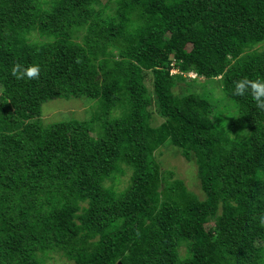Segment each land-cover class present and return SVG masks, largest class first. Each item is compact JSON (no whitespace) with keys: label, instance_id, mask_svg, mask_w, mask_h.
Masks as SVG:
<instances>
[{"label":"trees","instance_id":"trees-1","mask_svg":"<svg viewBox=\"0 0 264 264\" xmlns=\"http://www.w3.org/2000/svg\"><path fill=\"white\" fill-rule=\"evenodd\" d=\"M98 1L0 0V264H264V109L233 94L264 82V0ZM33 64L38 78L11 71ZM189 72L219 80L226 116ZM71 97L103 108L38 118ZM167 143L200 195L161 170Z\"/></svg>","mask_w":264,"mask_h":264},{"label":"rangeland","instance_id":"rangeland-1","mask_svg":"<svg viewBox=\"0 0 264 264\" xmlns=\"http://www.w3.org/2000/svg\"><path fill=\"white\" fill-rule=\"evenodd\" d=\"M44 1V0H43ZM96 8L112 13V2L107 0L98 1ZM106 8V9H105ZM30 38L36 41H42L44 38L38 36L37 33L32 32ZM173 72H177L173 70ZM188 76V80L194 78L197 83L195 87L202 91H210L214 96L215 110L222 117L227 115V109L225 108L226 97H224L221 85L218 79L209 80L201 76H197L193 72L184 73ZM145 83L151 94L152 100L155 99L153 92V79L152 74L147 71ZM184 84H180V87ZM177 89V88H176ZM103 108V101L101 99L71 97V98H55L47 100L41 105V114L38 118L45 123L66 120L70 118L85 119L91 114L99 112ZM151 110V124L153 126L159 125L165 118L161 116L156 104L153 102L150 106ZM156 159L159 161L161 170H170L175 177L181 178L185 184L196 193H199L198 179H197V167L194 163L186 161L179 153V151L171 144H165L156 151ZM131 170L126 169L124 173L118 175V177L112 182L114 188L117 191L123 190L128 184ZM110 184V182H107ZM212 226L211 219L205 222V228L209 229ZM45 264H74L71 260L67 259L59 252H53L48 256Z\"/></svg>","mask_w":264,"mask_h":264},{"label":"clouds","instance_id":"clouds-1","mask_svg":"<svg viewBox=\"0 0 264 264\" xmlns=\"http://www.w3.org/2000/svg\"><path fill=\"white\" fill-rule=\"evenodd\" d=\"M11 71L17 79H34L39 77L40 67L35 64L27 67L23 65H15ZM249 92L257 108L264 109V82L252 81L248 78L234 81V95L243 96ZM261 223H264V217H261Z\"/></svg>","mask_w":264,"mask_h":264}]
</instances>
